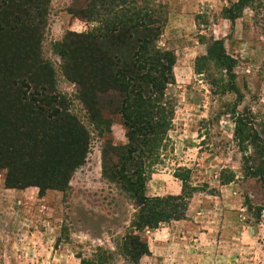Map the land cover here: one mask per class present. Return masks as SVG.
Segmentation results:
<instances>
[{
  "label": "rangeland",
  "instance_id": "obj_1",
  "mask_svg": "<svg viewBox=\"0 0 264 264\" xmlns=\"http://www.w3.org/2000/svg\"><path fill=\"white\" fill-rule=\"evenodd\" d=\"M50 1L42 56L52 66V83L66 96L71 114L90 132L91 147L72 176L71 190L64 192L48 190L41 196L37 187H7L8 170L0 167V264H92L98 249L113 254L108 264H130L116 247L131 231L136 210L128 196L101 177L100 136L81 103L71 100L75 85L65 76L57 49L66 34L86 33L101 24L72 16L73 0ZM143 1L162 21L155 45L168 54L174 79L164 92L174 108L171 127L149 166L145 195L180 194L174 174L181 170L188 171L197 191L179 227L170 221L155 230H132L150 252L138 264H264V204L252 199L261 208L256 222L238 182L242 154L231 142L237 115L264 122V0L239 8L233 26L229 18L237 0ZM219 42L235 62L233 81L241 95L235 114L236 95L227 91L230 76L213 56ZM104 117L111 119V128L103 138L125 144L121 117L109 112Z\"/></svg>",
  "mask_w": 264,
  "mask_h": 264
},
{
  "label": "trees",
  "instance_id": "obj_2",
  "mask_svg": "<svg viewBox=\"0 0 264 264\" xmlns=\"http://www.w3.org/2000/svg\"><path fill=\"white\" fill-rule=\"evenodd\" d=\"M249 1L233 3L232 26L239 17L237 10L247 7ZM73 2L75 7L73 3L68 9L72 16L101 26L66 34L57 43L58 54L65 76L75 85L71 100L81 103L88 123L100 136L102 179L115 184L133 202L136 211L131 231L121 237L116 253L130 264H138L150 252L133 231L155 230L162 223L185 220L189 201L197 191L190 185L188 171L181 170L174 174L181 183L179 195H145L149 166L159 156L158 148L174 114L164 93L174 83L173 63L166 52L156 48L162 21L148 2ZM50 3L0 0V111H5L0 127V167L8 170L7 187H37L41 196L48 190H71L72 176L85 164L91 147L90 132L71 114L66 96L52 83L54 70L42 56ZM217 45L214 60L230 76L227 91L236 95L235 114L241 99L233 81L235 62L221 42ZM105 112L121 117L125 144L113 145L103 138L111 128ZM20 125L24 132L15 129ZM231 142L242 154L238 182L248 210L254 211L258 222L261 208L252 199L256 196L264 204V122L237 115ZM97 251L92 264L112 261V253Z\"/></svg>",
  "mask_w": 264,
  "mask_h": 264
},
{
  "label": "crops",
  "instance_id": "obj_3",
  "mask_svg": "<svg viewBox=\"0 0 264 264\" xmlns=\"http://www.w3.org/2000/svg\"><path fill=\"white\" fill-rule=\"evenodd\" d=\"M179 194V193H178ZM178 194H176V195H178ZM186 221H178V222H174L173 223V226H176V227H179V225H181L182 223H185ZM165 230H167L168 231V229H165ZM152 235L154 236H157V234H155V233H152ZM160 235V234H159Z\"/></svg>",
  "mask_w": 264,
  "mask_h": 264
}]
</instances>
